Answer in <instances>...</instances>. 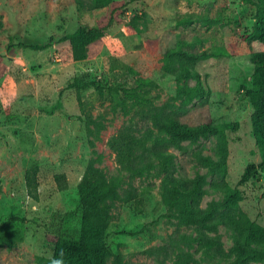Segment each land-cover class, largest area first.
Returning a JSON list of instances; mask_svg holds the SVG:
<instances>
[{
	"label": "rangeland",
	"instance_id": "rangeland-1",
	"mask_svg": "<svg viewBox=\"0 0 264 264\" xmlns=\"http://www.w3.org/2000/svg\"><path fill=\"white\" fill-rule=\"evenodd\" d=\"M254 22L255 7L243 0H112L94 9H84L78 0H0V218L11 221L15 240L13 246L0 242V264H50L54 233L80 235L78 188L87 164L93 161L109 176L119 173L109 138L153 105L180 104L178 83L163 70L165 53L178 45L230 53L198 63L211 94L206 105L201 104L206 98L195 99L185 117L200 123L211 116L240 125L229 131L224 178L208 172L195 153L201 149L216 158L212 136L169 146L173 174L189 180L205 174L207 191L196 202L202 209L222 199L215 180L239 185L242 209L264 225V170L238 183L248 164L261 160L251 126L254 109L245 93L254 69L251 54L262 47L250 37ZM83 24L106 26L107 38L94 57L73 60L70 41L60 38ZM50 41L44 48L31 46ZM33 166L38 167V199L26 186ZM60 172L67 177L65 189L56 181ZM163 177L154 169L136 178L140 201L117 204L105 235L114 253L109 264H115L116 255L127 264L226 263L207 258L200 244L189 247L182 240V248L169 253L145 252L167 245L178 233H197L166 215ZM206 236L218 238L225 252L234 245L224 225Z\"/></svg>",
	"mask_w": 264,
	"mask_h": 264
},
{
	"label": "trees",
	"instance_id": "trees-1",
	"mask_svg": "<svg viewBox=\"0 0 264 264\" xmlns=\"http://www.w3.org/2000/svg\"><path fill=\"white\" fill-rule=\"evenodd\" d=\"M78 1L84 9H94L108 5L112 0ZM243 1L255 7V22L250 37L262 44L261 49L251 54L254 69L251 85L245 87L246 96L254 109L251 126L261 160L248 164L238 181L240 184L256 174L258 169L264 170V0ZM106 31V26L83 24L73 32L63 35L60 40L70 41L71 59H89L100 51L107 38ZM50 43L51 41L31 46L44 48ZM228 55L230 53L225 48L191 51L183 45L171 48L165 53L163 70L176 79V95L180 104L153 105L150 110L143 111L141 120L131 119L109 138L108 144L115 153L119 173L109 176L93 161L87 164L78 188L82 222L80 235L74 238L65 233H54L53 257L63 249L65 264H109L114 253L107 244L105 235L114 220L117 204L121 201H140L135 179L148 176L154 169H158L164 174L162 198L170 211L166 215L175 217L179 224L194 226L197 233H178L177 238H169L167 245L149 247L145 252L169 253L181 249L178 242L182 240L189 247L200 244L207 258L225 261L223 264L264 261V225L242 209L240 203L244 199V193L239 185L233 186L224 179L215 180L214 189L222 193V199L214 200L207 208L202 209L196 202L207 191L205 174L198 173L193 180L174 176L175 155L168 150L169 146L182 147L185 140L198 141L202 137L212 136L216 139V158L204 155L201 149H197V159L213 175L224 178L228 174L229 131L237 130L239 122L218 121L210 116L200 123H194L185 117L192 106L196 105L189 106L195 99L206 98L201 102L206 105L211 94L210 87L204 83L197 70L198 63L210 57ZM190 79H196V84H189ZM56 181L61 189L68 187L65 172L56 174ZM26 186L29 195L38 199L37 166L27 170ZM219 225L232 231L234 245L228 252L222 249L218 238L206 236L207 230H214ZM0 242L8 243L9 246L15 243L11 221H2L1 218ZM115 260V264H127L120 255H116Z\"/></svg>",
	"mask_w": 264,
	"mask_h": 264
},
{
	"label": "clouds",
	"instance_id": "clouds-1",
	"mask_svg": "<svg viewBox=\"0 0 264 264\" xmlns=\"http://www.w3.org/2000/svg\"><path fill=\"white\" fill-rule=\"evenodd\" d=\"M35 205L33 206V211H36ZM65 252L63 249L59 250L55 257H50V264H65L64 261Z\"/></svg>",
	"mask_w": 264,
	"mask_h": 264
}]
</instances>
